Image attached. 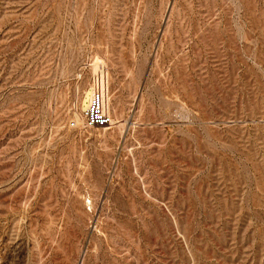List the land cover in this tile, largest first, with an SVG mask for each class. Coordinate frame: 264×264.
<instances>
[{"label":"rangeland","instance_id":"obj_1","mask_svg":"<svg viewBox=\"0 0 264 264\" xmlns=\"http://www.w3.org/2000/svg\"><path fill=\"white\" fill-rule=\"evenodd\" d=\"M263 120L264 0H0V264H264Z\"/></svg>","mask_w":264,"mask_h":264},{"label":"built area","instance_id":"obj_2","mask_svg":"<svg viewBox=\"0 0 264 264\" xmlns=\"http://www.w3.org/2000/svg\"><path fill=\"white\" fill-rule=\"evenodd\" d=\"M108 69L102 66L91 76L90 98L83 111L85 127H104L112 124L113 118L107 108ZM264 121V120H263ZM72 126H76L73 122Z\"/></svg>","mask_w":264,"mask_h":264}]
</instances>
